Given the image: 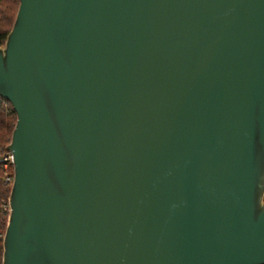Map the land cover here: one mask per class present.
Returning <instances> with one entry per match:
<instances>
[{"label":"water","instance_id":"1","mask_svg":"<svg viewBox=\"0 0 264 264\" xmlns=\"http://www.w3.org/2000/svg\"><path fill=\"white\" fill-rule=\"evenodd\" d=\"M0 264H264V0H20Z\"/></svg>","mask_w":264,"mask_h":264},{"label":"trees","instance_id":"2","mask_svg":"<svg viewBox=\"0 0 264 264\" xmlns=\"http://www.w3.org/2000/svg\"><path fill=\"white\" fill-rule=\"evenodd\" d=\"M20 0H0V45L4 44L8 33L13 27ZM5 104L8 105L4 108ZM17 122V115L7 100L0 101V156L6 152L11 142L13 131ZM11 184L4 178L0 164V263L3 258V239L8 225L10 212L5 210L3 204L10 198Z\"/></svg>","mask_w":264,"mask_h":264},{"label":"built area","instance_id":"3","mask_svg":"<svg viewBox=\"0 0 264 264\" xmlns=\"http://www.w3.org/2000/svg\"><path fill=\"white\" fill-rule=\"evenodd\" d=\"M5 100L0 97V101ZM12 106V105H11ZM8 105L5 104L4 108H7ZM0 164L2 165L5 181L9 184H13L14 181V155L12 152L7 151L0 156ZM5 210L10 212V203L9 200L3 204ZM10 216V215H9Z\"/></svg>","mask_w":264,"mask_h":264}]
</instances>
